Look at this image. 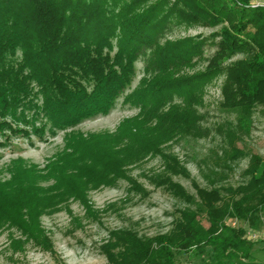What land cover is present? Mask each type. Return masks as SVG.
<instances>
[{"label": "trees", "instance_id": "obj_1", "mask_svg": "<svg viewBox=\"0 0 264 264\" xmlns=\"http://www.w3.org/2000/svg\"><path fill=\"white\" fill-rule=\"evenodd\" d=\"M263 4L264 0H0V149L13 137L42 140L72 129L66 137L69 151L48 167L56 183L70 190L79 167L117 173L125 160L137 161L176 132L192 131L193 107L201 104L197 94L213 78L227 74L223 106L237 112L240 123L250 120L252 111L264 106ZM172 19L220 27L211 36L219 41L204 72L175 76L202 54L206 40L161 44L158 38ZM239 54L245 59L225 66ZM142 55H147L152 76L143 78L125 98L141 109L140 114L124 120L115 135L84 137L73 131L82 120L113 107L132 84ZM174 95L183 105L172 104ZM153 121L155 126H146ZM128 151L130 155L122 157ZM174 162L176 172L186 175ZM252 162L244 183L198 191V201L175 185L177 195L196 209L180 211L171 231L153 237L130 230L110 232L102 247L107 264H177V256L185 253L205 256L200 264H264L255 259L256 246L264 245V238L249 240L245 227L227 224L228 219L236 220L264 233V159L256 156ZM16 179V193L24 200L33 193L35 178ZM79 179L87 186L94 183L87 174ZM6 185L0 184V192Z\"/></svg>", "mask_w": 264, "mask_h": 264}, {"label": "rangeland", "instance_id": "obj_2", "mask_svg": "<svg viewBox=\"0 0 264 264\" xmlns=\"http://www.w3.org/2000/svg\"><path fill=\"white\" fill-rule=\"evenodd\" d=\"M219 30L220 27L190 26L174 19L166 25L158 38L161 44L198 37L206 40L202 54L189 67H182L176 77H190L207 69L219 41L211 36ZM115 52L116 47L111 57ZM147 55L136 62L132 84L116 97L113 107L82 120L73 131L84 137L115 135L124 120L140 114L141 109L126 103L125 98L143 78L152 76L153 70L146 68ZM244 59L239 54L225 66ZM226 79L224 74L200 88L197 96L201 104L193 107L196 124L192 131L176 132L156 151L137 161L125 160L117 173L80 167L75 173L69 171L76 175L70 182L76 184L70 190L56 183L48 167L67 150L66 137L72 129L59 131L54 137L47 134L42 140L35 136L13 137L8 146L0 149V184H7L0 192V264H107L102 247L110 232L130 230L140 237H153L171 231L180 211L196 209V205H189L177 195L175 185L198 201V191L235 188L244 183L252 158L264 159V106H257L250 120L240 123L238 113L223 106ZM182 101L174 95L172 104L183 105ZM155 125L153 121L146 126ZM174 161L186 175L176 172ZM86 174L94 182L89 186L79 179ZM21 176L35 178L33 193L29 192L24 200L13 185ZM204 224L208 225L205 219ZM227 224L245 227L249 240L264 238L262 231H252L243 222L228 219ZM263 248L258 244L255 254L262 263ZM205 258L185 253L177 256V264H200Z\"/></svg>", "mask_w": 264, "mask_h": 264}, {"label": "built area", "instance_id": "obj_3", "mask_svg": "<svg viewBox=\"0 0 264 264\" xmlns=\"http://www.w3.org/2000/svg\"><path fill=\"white\" fill-rule=\"evenodd\" d=\"M264 5V4H263Z\"/></svg>", "mask_w": 264, "mask_h": 264}]
</instances>
